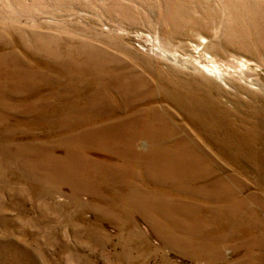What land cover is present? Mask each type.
I'll list each match as a JSON object with an SVG mask.
<instances>
[{
	"label": "rangeland",
	"instance_id": "obj_1",
	"mask_svg": "<svg viewBox=\"0 0 264 264\" xmlns=\"http://www.w3.org/2000/svg\"><path fill=\"white\" fill-rule=\"evenodd\" d=\"M0 264H264V0H0Z\"/></svg>",
	"mask_w": 264,
	"mask_h": 264
},
{
	"label": "bare ground",
	"instance_id": "obj_2",
	"mask_svg": "<svg viewBox=\"0 0 264 264\" xmlns=\"http://www.w3.org/2000/svg\"><path fill=\"white\" fill-rule=\"evenodd\" d=\"M207 71L216 79L224 82V77L223 74L216 68L214 67L213 69H207ZM169 161H171L170 158H168Z\"/></svg>",
	"mask_w": 264,
	"mask_h": 264
}]
</instances>
